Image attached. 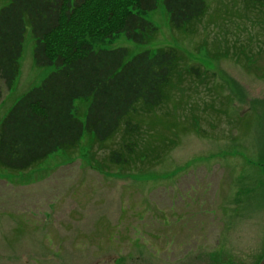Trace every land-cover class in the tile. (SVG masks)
I'll list each match as a JSON object with an SVG mask.
<instances>
[{"label":"rangeland","instance_id":"1","mask_svg":"<svg viewBox=\"0 0 264 264\" xmlns=\"http://www.w3.org/2000/svg\"><path fill=\"white\" fill-rule=\"evenodd\" d=\"M206 5L203 18L175 30L159 0L142 15L155 28L147 44L120 34L94 45L130 57L173 48L205 74L172 79L163 105L131 115L140 134L127 167L108 162L119 135L98 144L85 134L30 171L0 169V264L260 263L264 6ZM32 51L27 29L12 88L0 81V123L53 71L35 67ZM74 108L83 121L87 103Z\"/></svg>","mask_w":264,"mask_h":264},{"label":"trees","instance_id":"2","mask_svg":"<svg viewBox=\"0 0 264 264\" xmlns=\"http://www.w3.org/2000/svg\"><path fill=\"white\" fill-rule=\"evenodd\" d=\"M3 1L0 81L7 90L12 88L27 29L34 66L53 71L2 119V170L30 171L56 152L73 151L85 134L98 144L119 135L120 146L109 153L108 162L127 167L136 162L131 155L140 134L131 115L163 105L172 79L191 77L201 82L205 74L173 48L132 57L125 48L94 49L99 41H111L120 34L134 44H147L155 28L142 15L154 11L159 0ZM161 1L175 30L199 21L207 10V0ZM247 1L264 6V0ZM76 101L87 103L83 121L74 114Z\"/></svg>","mask_w":264,"mask_h":264},{"label":"water","instance_id":"3","mask_svg":"<svg viewBox=\"0 0 264 264\" xmlns=\"http://www.w3.org/2000/svg\"><path fill=\"white\" fill-rule=\"evenodd\" d=\"M259 264H264V257H263V259L260 261Z\"/></svg>","mask_w":264,"mask_h":264}]
</instances>
